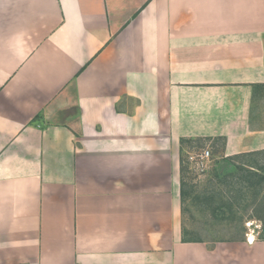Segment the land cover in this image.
<instances>
[{
  "label": "crops",
  "instance_id": "1",
  "mask_svg": "<svg viewBox=\"0 0 264 264\" xmlns=\"http://www.w3.org/2000/svg\"><path fill=\"white\" fill-rule=\"evenodd\" d=\"M199 139L264 154V0H0V264H264L183 242Z\"/></svg>",
  "mask_w": 264,
  "mask_h": 264
},
{
  "label": "rangeland",
  "instance_id": "2",
  "mask_svg": "<svg viewBox=\"0 0 264 264\" xmlns=\"http://www.w3.org/2000/svg\"><path fill=\"white\" fill-rule=\"evenodd\" d=\"M206 144L195 142L181 151L185 161L183 173L181 167V187L185 177L186 193L182 202L185 239L213 248L224 242L248 243L250 235L256 240L264 237V154L230 161L212 147L211 168L198 177L186 157Z\"/></svg>",
  "mask_w": 264,
  "mask_h": 264
},
{
  "label": "built area",
  "instance_id": "3",
  "mask_svg": "<svg viewBox=\"0 0 264 264\" xmlns=\"http://www.w3.org/2000/svg\"><path fill=\"white\" fill-rule=\"evenodd\" d=\"M186 162L196 176L201 177L206 175L212 163V144L207 143L206 147L187 154Z\"/></svg>",
  "mask_w": 264,
  "mask_h": 264
},
{
  "label": "trees",
  "instance_id": "4",
  "mask_svg": "<svg viewBox=\"0 0 264 264\" xmlns=\"http://www.w3.org/2000/svg\"><path fill=\"white\" fill-rule=\"evenodd\" d=\"M41 119V116H39L37 118V120ZM36 121V120H35ZM195 142H198V144H204V142H207V140H203V139H199V140H183L182 141V151L185 147H190L193 143ZM181 167H182V173H183V168H185V161L182 159L181 160ZM185 170V169H184ZM253 171V170H251ZM256 175V174H254ZM182 187H181V197H182V202L184 203L185 201V196H186V193H185V177L182 178ZM260 219V218H259ZM261 220V219H260ZM186 234V231L183 230V242L184 243H203L201 241H197V240H186L184 235ZM258 240L260 241H264V237H260Z\"/></svg>",
  "mask_w": 264,
  "mask_h": 264
},
{
  "label": "bare ground",
  "instance_id": "5",
  "mask_svg": "<svg viewBox=\"0 0 264 264\" xmlns=\"http://www.w3.org/2000/svg\"><path fill=\"white\" fill-rule=\"evenodd\" d=\"M255 241H256L255 236H254V235H250V236H249V241H248V243H249V244H254Z\"/></svg>",
  "mask_w": 264,
  "mask_h": 264
}]
</instances>
